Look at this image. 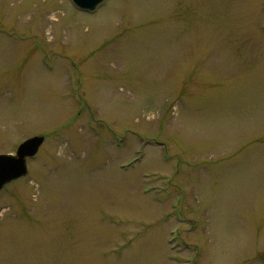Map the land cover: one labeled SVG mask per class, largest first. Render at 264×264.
Wrapping results in <instances>:
<instances>
[{"label":"rangeland","instance_id":"rangeland-1","mask_svg":"<svg viewBox=\"0 0 264 264\" xmlns=\"http://www.w3.org/2000/svg\"><path fill=\"white\" fill-rule=\"evenodd\" d=\"M0 264H264V0H0Z\"/></svg>","mask_w":264,"mask_h":264},{"label":"water","instance_id":"water-1","mask_svg":"<svg viewBox=\"0 0 264 264\" xmlns=\"http://www.w3.org/2000/svg\"><path fill=\"white\" fill-rule=\"evenodd\" d=\"M78 9L93 11L102 0H70ZM44 136L35 135L22 141L14 153L0 154V189L8 182L27 173V158L32 157L42 144Z\"/></svg>","mask_w":264,"mask_h":264}]
</instances>
